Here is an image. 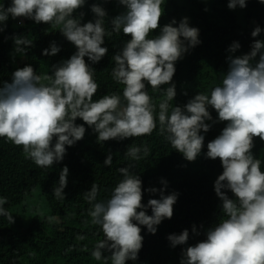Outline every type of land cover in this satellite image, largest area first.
<instances>
[{"label": "clouds", "instance_id": "1", "mask_svg": "<svg viewBox=\"0 0 264 264\" xmlns=\"http://www.w3.org/2000/svg\"><path fill=\"white\" fill-rule=\"evenodd\" d=\"M259 2L264 4V0ZM119 3L126 10L112 19L111 32L107 33L106 11L97 4L90 9L96 17L94 22L81 25L83 13L80 18L73 17L85 0H11L7 8L0 5V25L9 16L55 25L77 49L69 59L53 65L51 75H38L28 65L12 73L11 83L0 86V137L21 146L26 158L37 167L50 168L62 161L65 146H72L83 138L85 127L75 123L77 118L93 129L99 142L150 135L157 127L158 118L161 135L191 162L201 153L204 142L201 132L207 133L212 127L205 121L226 122L221 133L208 142L206 158H219L221 162L223 171L214 182V191L227 218L210 227L205 240L184 249L180 264H264V171L261 161L251 153L255 137L264 141V41L255 40L247 54L229 55L228 70L210 95L198 92L183 107L170 106L176 95L175 85L171 83L175 62L200 43L199 30L190 27L188 18L184 17L178 26H173L176 24L173 19L160 28L159 35L149 38L159 28L164 0H119ZM237 6L246 7V0H228L230 10ZM121 31L130 39L112 57L115 62L112 76L124 85L122 95L126 103L122 105L121 97L115 94L93 100L99 85L84 58L99 62L108 52L101 46L106 34ZM261 31L257 26L251 36L256 37ZM14 43L15 50L24 53L32 40L16 37ZM239 47L238 42H233L227 51L233 53ZM59 51L53 43L42 55H55ZM146 84L154 92L161 85H170L163 91L165 98L159 104L158 117L154 115L155 106ZM209 106L217 113L215 121ZM140 153L141 147L132 146L125 155L138 161ZM148 153L149 149L144 146L143 155L146 157ZM111 164L109 154L104 165ZM118 171L123 179L111 197L106 202L94 203L90 211L92 223L100 226L104 237L91 255L99 261L102 250H106L111 253L112 264H125L127 260H136L142 247L138 225L155 234L156 226L173 216L178 193L165 195L167 181L162 179V188L145 189L150 194L159 192V199H149L145 205L139 176L129 167ZM67 175L65 166L60 172L58 187L53 190L57 198H64ZM229 191L234 198L227 195ZM97 193L98 186L92 184L86 199L90 203L95 201ZM6 203L7 198L0 197V216L11 223L13 218L4 208ZM148 208L151 215L146 214ZM192 232L196 233L195 226ZM167 239L172 247L184 245L189 231L170 234Z\"/></svg>", "mask_w": 264, "mask_h": 264}, {"label": "trees", "instance_id": "2", "mask_svg": "<svg viewBox=\"0 0 264 264\" xmlns=\"http://www.w3.org/2000/svg\"><path fill=\"white\" fill-rule=\"evenodd\" d=\"M7 8L11 0H0ZM228 0H164L161 7L163 14L159 20V28L153 30L149 38L159 35L160 28L173 19L178 26L180 20L188 18L190 27L199 30L200 43L184 53L175 62V73L172 84L176 95L170 106L183 107L196 94L210 95L211 90L219 86L228 70L227 57L247 54L255 40L264 41V4L259 0H246V7L230 10ZM97 4L106 11L104 27L111 32V21L125 12V6L119 0H85L82 8L73 13L74 18H80L81 25L94 22L96 17L91 12V6ZM245 18L258 20L261 33L252 37L255 26L245 23ZM18 23L9 16L0 31V86L11 83L12 73L24 66L30 65L38 75H51L53 65H60L75 52V46L69 42L55 25L36 23L27 18H16ZM27 37L32 45L24 53H18L14 38ZM130 36L112 33L104 38L102 47L108 52L96 63L85 57V62L93 70V78L99 85L93 100L104 95H119L122 105L123 84H118L112 76L115 62L112 57L118 53ZM233 42L240 47L236 52L227 50ZM55 44L60 51L55 55H42L44 49ZM187 43V42H185ZM24 47V46H21ZM258 59V57H257ZM48 83L47 81H43ZM170 85H161L158 91H153L146 84V90L155 106L154 115L158 117L159 104L165 98L164 89ZM171 107L169 108V112ZM212 120H217L216 111L208 107ZM212 124L204 135L200 155L194 161H187L183 155L174 150L170 143L161 135L159 121L150 134L123 140L97 141V134L91 127L77 118L75 123L85 127L83 138L72 146H65L66 153L62 161L54 163L50 168H40L26 158L21 146L0 137V197L7 198L4 208L11 214L16 207L22 205L33 193H37L47 206L48 214H40L34 210L26 220L21 218L11 223L0 216V264H112L111 253L102 250L103 257L96 260L91 253L97 243L102 240L103 233L99 225L92 223L90 211L96 202H106L112 195L115 186L123 179L118 169L129 167L139 176L142 182V203L149 199H159V192L150 194L145 191L150 187L160 189L161 180L167 181L164 194L178 193L173 205V216L164 219L156 226L157 231L151 234L145 226L141 228L142 247L136 260H127L125 264H180L181 253L188 246L206 239V232L215 227L218 222L226 219L221 209V201L214 191V182L222 173L223 168L219 158H206L207 144L215 139L226 126V122L205 121ZM55 142V138L53 143ZM251 153L261 161L264 171V141L259 137L253 139ZM141 147V159L136 161L125 155L128 147ZM149 149L148 155H143V147ZM111 154L112 164L104 165L105 158ZM68 168L67 185L63 189L64 198H57L53 190L58 187L61 170ZM92 184L98 186L96 200L89 202L86 192ZM227 195L234 198L229 191ZM75 226L68 224L70 215ZM151 215V209H146ZM195 226L196 233L192 232ZM189 231V239L184 245L170 246L167 237L170 234H180Z\"/></svg>", "mask_w": 264, "mask_h": 264}, {"label": "rangeland", "instance_id": "3", "mask_svg": "<svg viewBox=\"0 0 264 264\" xmlns=\"http://www.w3.org/2000/svg\"><path fill=\"white\" fill-rule=\"evenodd\" d=\"M0 5H2L1 2ZM14 20L16 21V23H18L17 19ZM245 23L250 26H259L258 20L253 18H245ZM34 210L38 211L40 214H48V209L44 200L38 197L36 192L33 193L31 198H28L22 205L16 207L13 213H11L13 221H16L19 218H21L22 220H26L27 217L30 216ZM71 217L73 218L71 214L67 216L68 224L73 223L75 226H78L79 223L74 222L75 219H72V222H70Z\"/></svg>", "mask_w": 264, "mask_h": 264}]
</instances>
